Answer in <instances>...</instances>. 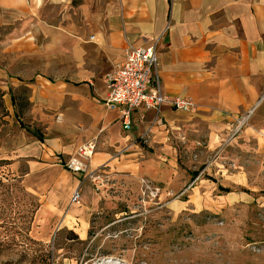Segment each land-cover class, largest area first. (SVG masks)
I'll return each mask as SVG.
<instances>
[{
  "label": "crops",
  "instance_id": "1",
  "mask_svg": "<svg viewBox=\"0 0 264 264\" xmlns=\"http://www.w3.org/2000/svg\"><path fill=\"white\" fill-rule=\"evenodd\" d=\"M0 20L21 39L27 102L25 125H0V158L17 173L24 166L19 176L40 201L38 216L66 223L84 199L86 176L58 161L82 143L96 144L89 171L106 166L184 191L196 166L178 163L180 147L188 159L216 161L239 118L252 112L251 125L264 126V0H0ZM153 42L162 93L190 98L195 111L140 107L125 128L105 104V77L127 49ZM223 192L217 198L227 203L242 198Z\"/></svg>",
  "mask_w": 264,
  "mask_h": 264
},
{
  "label": "rangeland",
  "instance_id": "2",
  "mask_svg": "<svg viewBox=\"0 0 264 264\" xmlns=\"http://www.w3.org/2000/svg\"><path fill=\"white\" fill-rule=\"evenodd\" d=\"M14 27L0 20V125L17 119L7 90L20 117L27 109ZM251 114L220 144L216 161L188 159L179 148L178 163L196 166L184 191L100 166L63 224L38 216L40 201L19 176L24 166L17 173L0 158V264H264V126H252ZM220 184L242 198L218 199Z\"/></svg>",
  "mask_w": 264,
  "mask_h": 264
},
{
  "label": "built area",
  "instance_id": "3",
  "mask_svg": "<svg viewBox=\"0 0 264 264\" xmlns=\"http://www.w3.org/2000/svg\"><path fill=\"white\" fill-rule=\"evenodd\" d=\"M158 54L156 42L149 45L130 47L119 66L106 74L107 96L105 104L109 109L120 112L121 121L125 128L130 124V116L137 108L159 110L163 103H169L175 110L194 112L195 104L190 98L165 96L160 87L158 74ZM252 112L247 113L238 121L237 130L226 134L227 142L233 140L245 119ZM247 116V117H246ZM96 151V144L92 141L82 143L77 147L74 156L65 161L58 160L65 169L87 176L89 174L90 159ZM79 192L75 191L71 202H78Z\"/></svg>",
  "mask_w": 264,
  "mask_h": 264
},
{
  "label": "trees",
  "instance_id": "4",
  "mask_svg": "<svg viewBox=\"0 0 264 264\" xmlns=\"http://www.w3.org/2000/svg\"><path fill=\"white\" fill-rule=\"evenodd\" d=\"M13 95V94H12ZM12 103H13V106H14V111H16V117H17V119L20 121V123H21V120H20V115H19V112L17 111V107H16V103H15V98L12 96ZM27 103V102H26ZM22 125V124H21ZM220 189L222 190V191H225V192H228V191H230L228 188H222V187H220ZM2 264H12L11 262H9V261H6V262H4V263H2Z\"/></svg>",
  "mask_w": 264,
  "mask_h": 264
}]
</instances>
